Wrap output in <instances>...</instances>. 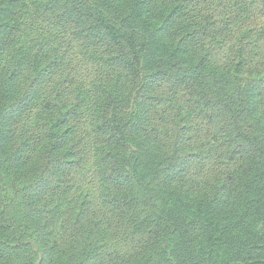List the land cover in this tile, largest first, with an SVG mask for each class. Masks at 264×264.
Listing matches in <instances>:
<instances>
[{"label": "rangeland", "instance_id": "374dc122", "mask_svg": "<svg viewBox=\"0 0 264 264\" xmlns=\"http://www.w3.org/2000/svg\"><path fill=\"white\" fill-rule=\"evenodd\" d=\"M97 11L132 38L142 59L139 76L121 61L109 60L108 45L98 36ZM199 63L206 64V79L193 87L192 71ZM154 69L163 81L150 88ZM259 81H264V0H0V103L16 107L12 111L9 106L6 117L14 118L16 129L25 130L24 139L29 137L19 153L0 146V264H45L43 243L63 239L66 222L73 223L80 214L86 221L100 220L112 191L103 165L109 152L140 154V160L147 153L145 158L157 167L173 159L181 171L159 182L149 180L147 196L134 187L133 194L148 205L129 214L131 223L95 237L81 234L76 238L82 246L68 247L72 257L61 264H111L125 256L128 264L176 263L178 237L148 245L162 210L175 212L192 240L203 225L221 228L226 220L238 241L245 230H264L263 222L245 216L249 205L244 195L234 200L231 216L209 219H199L193 210L196 200H205L185 197L188 191H209L211 200L223 199L216 189L234 162L218 139L220 119L187 103H221L216 107L227 113V103L241 108L251 101L244 122L253 125L250 111L258 108L261 125L255 123L253 131L264 140V92L254 98L251 89L259 88ZM96 103H114L117 121L129 135L137 137L133 132L142 129L141 143L129 150L108 143L93 122ZM177 111L175 127L181 128L182 139H173L169 146L170 138L164 137L148 152L152 146L142 144L146 123L162 130ZM43 133L48 138L39 142ZM55 136L59 149L54 157L48 151ZM260 192L254 197L264 198V182ZM216 208L221 214L225 209Z\"/></svg>", "mask_w": 264, "mask_h": 264}, {"label": "trees", "instance_id": "16d2710c", "mask_svg": "<svg viewBox=\"0 0 264 264\" xmlns=\"http://www.w3.org/2000/svg\"><path fill=\"white\" fill-rule=\"evenodd\" d=\"M6 11L2 9V12ZM97 13L99 15L97 17L99 21L97 26L101 27L100 32L102 33L97 29L98 36L102 39V42L108 45L106 52L109 60L112 62L121 61L123 66L130 67L132 73L139 76L142 59L133 45L132 38L128 37L122 29H117L111 21H108V17L102 11H97ZM125 50L128 51L129 58H126ZM115 52H120L122 54L121 57L116 56ZM205 68L206 64L204 63L194 66L192 71L193 87H198L204 83L206 79L204 75ZM195 72L201 73V77L196 75ZM153 76L154 82L150 83V88H154L156 83L163 81L156 69H154ZM259 83V88H251L255 92L254 98L259 97L264 92V81H259ZM190 102L187 103L188 106L200 114L203 113L205 116H210V118L215 115L220 119L221 131H219L220 138L218 139L225 143L221 146L224 147L228 159L234 160L232 168L222 176L223 183L221 187L216 189V195H225L223 199L215 197V199L211 200L212 197L209 195V191L201 193L195 191L193 194L191 191L186 192L185 197L189 200H192L193 196L194 200L197 199V195L201 200H205L204 202L195 201L193 206L195 215L199 219L201 217L209 219L213 215L222 216L227 214L231 216L234 200L238 196L241 198V195H244L249 205L245 211V216H250L253 223H264V198L260 196L254 197L256 194L260 195L264 182V140L259 137V132L253 131L257 130L261 125V120L257 118L258 108L250 111L249 116L253 119L255 118L253 120L254 124L250 125L247 121L245 125L244 118L247 115V107L251 101L243 104L241 108H231L229 106L230 103H227L228 114L223 109L216 107V105L221 103H203L196 99ZM6 104L0 103V146L8 148L6 151L13 153L16 150L19 153V149L29 137L27 135L24 139L25 130L16 129L14 118L6 117V111L9 106H11L12 111L13 109L16 111L15 106ZM145 104L147 105V103ZM116 111L114 103H96L94 105L93 122L97 132L105 137L108 143L121 145L129 150L137 141L141 143L140 134L142 129L141 131L133 132L137 137L129 135L125 131L123 123L117 121ZM171 112L172 110H170ZM110 114L112 115L110 116ZM176 117L180 118L178 111L177 115L174 113L172 117H168V120L171 119L170 124L162 130L153 123H151L152 125L146 123L148 130L143 133L142 144L148 142L152 146L148 152H154L156 150L154 148L164 137L170 138L169 146L172 145L173 139H182L183 136L180 135L181 128L175 127ZM7 119H10L11 122L7 123L8 126L6 127L5 122ZM255 123L257 128L253 129ZM136 129L138 128H134V130ZM45 133L42 134L39 142L48 138ZM66 135L68 134L66 133ZM57 138L59 139L58 136L51 138L50 150L48 151V154L51 153L54 157L55 152L59 149ZM178 147L176 150L179 149ZM176 150L173 156H175ZM146 156L147 153H144L143 160H140V154L132 156L126 154V152L116 153L115 155L113 152H109L108 155L104 156V173L112 186L111 198L108 201L109 208L103 211L99 221H86V217L83 219V215L80 214L75 217L73 223H65L64 228L61 230L63 239L60 237L57 239L53 238L54 240L52 241H44L45 264H61L66 259L71 258L72 256L69 255L68 249L82 246L80 238H76L81 234L85 236L90 232L94 236L96 234H104L106 231L116 232L120 227L124 228L129 225L131 223L127 219L130 216L129 214L139 205H148L147 200L143 201L140 194L138 197L133 194V188L137 187L140 191L143 189L145 191L144 196H147L149 190L147 192L145 186L149 180L159 182L166 177V174H174L176 176L181 171L180 166L176 165L173 159L172 164L157 167V163L153 159L151 162L148 161L149 158H145ZM194 156L192 154V157ZM135 158L140 161H135ZM107 162H110V165L107 166ZM214 180L218 181L217 178ZM243 186L246 188L245 191H242ZM253 190H256V192L251 195ZM176 191L179 190L177 189ZM209 200L211 201L209 202ZM218 206L225 207L222 210V214L220 211L215 210ZM34 210L37 209L35 208ZM151 210H154L152 206ZM160 219L161 223L155 222L152 225L153 229L150 232L151 242L148 245L164 244V238L169 235L178 237L179 242L175 245V248H179L174 258L176 263L169 259L170 264H264V230L262 229L257 230L254 234L245 230L242 240L238 241L237 235L231 227V221L226 220L227 224L221 228L213 229L207 227L209 225H203L202 231L193 235L194 240H192V238H189L190 231L184 230L175 212L162 210ZM62 225L60 223V229ZM103 227L106 230H100ZM21 243L25 245L23 241ZM173 253L175 252L171 254L173 255ZM108 263L128 264L129 259L125 256L119 262L114 260ZM75 264H80V261Z\"/></svg>", "mask_w": 264, "mask_h": 264}]
</instances>
